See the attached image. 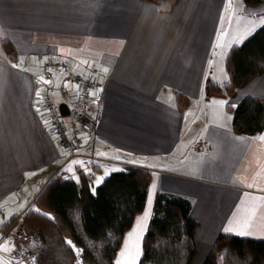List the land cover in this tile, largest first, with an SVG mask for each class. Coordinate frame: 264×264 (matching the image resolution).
I'll use <instances>...</instances> for the list:
<instances>
[{"label": "crops", "instance_id": "obj_1", "mask_svg": "<svg viewBox=\"0 0 264 264\" xmlns=\"http://www.w3.org/2000/svg\"><path fill=\"white\" fill-rule=\"evenodd\" d=\"M263 25L264 0H0V243L15 250L6 226L37 208L52 178L77 183L84 174L93 186L125 167L147 171L148 188L114 264L139 263L158 193L190 201L196 251L189 264H201L222 233L264 240V128L248 136L231 124L240 100L264 97V69L230 93L204 91L206 80L228 81L229 50ZM212 62L222 78L210 76ZM39 64L59 71L64 64L99 83L87 99L96 126L73 157L36 104ZM76 86L67 92L70 107L80 98ZM37 246L25 244L32 256ZM14 250L5 258L0 251V264H32Z\"/></svg>", "mask_w": 264, "mask_h": 264}, {"label": "trees", "instance_id": "obj_2", "mask_svg": "<svg viewBox=\"0 0 264 264\" xmlns=\"http://www.w3.org/2000/svg\"><path fill=\"white\" fill-rule=\"evenodd\" d=\"M163 1V0H161ZM257 4L261 0H243ZM8 59L16 65L17 54L7 39L2 41ZM229 79L222 85L206 80V94L230 93L264 69V25L226 55ZM232 129L256 136L264 128V97L240 100L233 111ZM84 174L72 179L53 178L36 199L37 208L26 212L22 222L37 230L39 242L34 264H114L122 236L136 213L143 210L148 173L125 167L111 172L91 192ZM186 198L158 193L141 242L138 264H189L195 254V220ZM73 243V246L67 240ZM201 264H264V240L222 233Z\"/></svg>", "mask_w": 264, "mask_h": 264}, {"label": "rangeland", "instance_id": "obj_3", "mask_svg": "<svg viewBox=\"0 0 264 264\" xmlns=\"http://www.w3.org/2000/svg\"><path fill=\"white\" fill-rule=\"evenodd\" d=\"M4 40V39H3ZM2 40V41H3ZM8 40V39H7ZM9 41V40H8ZM10 42V41H9ZM11 44V43H10ZM1 45H2V48H3V51L8 59V54H7V51L6 49L4 48L2 42H1ZM12 45V44H11ZM15 49V48H14ZM16 51V50H15ZM17 54V53H16ZM6 59V60H7ZM9 60V59H8ZM10 61V60H9ZM13 64V63H12ZM14 65V64H13ZM18 64L16 63V65L14 66H17ZM216 67V62H212V65H211V68H210V72L212 75H210L211 77H216V78H222L221 77H217L215 75L217 69H215ZM60 71L58 69H56V67H53L52 65L49 66V69H47V67H44V66H41L40 67V64L39 65H35V72H36V75L38 77V89H40L42 91L43 89V95L42 97L40 98V104L36 103L37 106H40L39 108L42 110V112L44 113V115L46 116V118L48 119V121L51 123L52 125V132L54 134V121L57 119V117L60 115L59 114V111H58V106L59 104H62V103H65L67 106H68V109H69V113L68 115H65V116H68V123L70 121H72L73 119V116H74V113H76L77 111H75V109H71L70 107V101H69V98H66L68 97V89L70 87V83L73 82L72 80L74 79V74L71 73L69 74V71L70 69L68 70V67L67 65H65V68L62 69V68H59ZM49 71L51 73V78L50 79H46L45 78V75H44V72L45 71ZM56 72V74H54V72ZM65 73V74H64ZM225 73V72H224ZM224 73H223V76H224ZM80 74H86L87 76H89L90 74L89 73H86L84 71L81 70ZM226 75V73H225ZM77 87V86H76ZM70 89H72L70 87ZM69 93V92H68ZM66 98V100H65ZM39 99V98H38ZM73 107V106H72ZM235 109V108H234ZM234 111V110H233ZM233 116V114H232ZM55 135V134H54ZM84 134H80V139H82V136ZM58 139V138H57ZM59 141V140H58ZM60 143V141H59ZM61 144V143H60ZM62 146V144H61ZM80 147V146H79ZM63 148V147H62ZM78 150V149H76ZM75 150V151H76ZM67 152V155H69V153H71L70 151H66ZM88 155H92V154H88ZM94 156V154H93ZM94 160V159H93ZM109 173H107L105 176L107 177ZM55 178V177H54ZM105 178V177H104ZM53 179V178H52ZM77 179V177L75 178ZM103 179L101 178L100 180L98 179H92V183H93V186L91 187V192L94 193V188L99 185L101 183ZM50 181V180H49ZM46 185V184H45ZM44 188V187H43ZM42 188V189H43ZM41 191H39L38 195L40 194ZM37 195V197H38ZM36 197V199H37ZM36 199H35V202H36ZM15 219H17L15 225H20V220H22L20 218V216L18 217H15ZM21 226H24L25 225L22 223ZM37 233V230H33ZM38 239H39V236H38ZM8 241L7 240L6 242L4 243H0V251H2V257L5 258L12 250H14V246L11 245V247L9 246L8 244ZM68 243H69V239L67 240ZM71 242V241H70ZM73 246V243H69ZM75 248V250L77 251L76 247L73 246ZM17 257V256H16ZM19 258V257H17ZM33 258H34V255H30L29 257L27 258H20V259H31L32 261V264H34L33 262ZM9 261L11 262V260L9 259ZM13 264H16L15 262Z\"/></svg>", "mask_w": 264, "mask_h": 264}, {"label": "built area", "instance_id": "obj_4", "mask_svg": "<svg viewBox=\"0 0 264 264\" xmlns=\"http://www.w3.org/2000/svg\"><path fill=\"white\" fill-rule=\"evenodd\" d=\"M62 67H64L62 65ZM74 81L79 84L81 91H83V98L76 107L72 121L69 123L64 122L59 117L54 121V132L57 135L62 146L70 151L74 152L81 143L80 134L88 133L94 130L96 126V119L88 110L86 98L88 93L99 87V83L95 81L91 76L82 75L78 72H74ZM46 78H51V73L46 71ZM16 237L25 242H36L37 233L35 231H29L23 226H19L16 231ZM28 252L24 249L22 243L18 244L16 249L17 256H28Z\"/></svg>", "mask_w": 264, "mask_h": 264}, {"label": "snow or ice", "instance_id": "obj_5", "mask_svg": "<svg viewBox=\"0 0 264 264\" xmlns=\"http://www.w3.org/2000/svg\"><path fill=\"white\" fill-rule=\"evenodd\" d=\"M104 71L107 72V69L105 68ZM93 95H95V93H93ZM260 139L264 140V137H260ZM245 227H247V225H245ZM225 231H227V232H231L232 229L227 228V229H225ZM239 234H240V235H245V234H247V233H245V232H240ZM69 243H71V242L69 241ZM125 254H126V253H122V255H125ZM128 254H129V255H132L133 258H138V255H139V247L137 246V248H136V252H135L134 254H132V253H128ZM118 264H121V262H118Z\"/></svg>", "mask_w": 264, "mask_h": 264}, {"label": "water", "instance_id": "obj_6", "mask_svg": "<svg viewBox=\"0 0 264 264\" xmlns=\"http://www.w3.org/2000/svg\"><path fill=\"white\" fill-rule=\"evenodd\" d=\"M58 110H59V113H60L61 116L68 115V113H69L68 106L66 104H64V103L59 104Z\"/></svg>", "mask_w": 264, "mask_h": 264}]
</instances>
